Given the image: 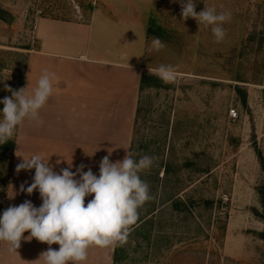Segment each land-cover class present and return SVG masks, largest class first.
Wrapping results in <instances>:
<instances>
[{"label":"rangeland","instance_id":"rangeland-1","mask_svg":"<svg viewBox=\"0 0 264 264\" xmlns=\"http://www.w3.org/2000/svg\"><path fill=\"white\" fill-rule=\"evenodd\" d=\"M93 1L0 0V100L11 96L5 85L19 90L24 82L35 19L84 20ZM196 3L197 12L207 6L231 13L222 42L210 27L183 20L179 3L154 2L146 63L153 70L173 66L176 79H158L140 92L134 157L154 160L141 173L152 199L138 209V218L148 219L130 227L112 264H264V221L257 215L264 185V0ZM154 38L165 47L150 51ZM230 108L238 111L234 120ZM20 135L17 126L11 159L0 151V215ZM1 251L5 264L3 242Z\"/></svg>","mask_w":264,"mask_h":264},{"label":"crops","instance_id":"crops-1","mask_svg":"<svg viewBox=\"0 0 264 264\" xmlns=\"http://www.w3.org/2000/svg\"><path fill=\"white\" fill-rule=\"evenodd\" d=\"M155 0H94L87 19L38 16L33 23L36 47L28 51L23 88L31 93L41 74L55 73L54 91L39 121L20 126L21 154L15 155L6 193V209L30 200L42 204L38 190L21 192L33 182L35 169L16 173L23 158L41 155L60 172L84 164L99 175V164L121 161L129 152L146 63L149 23ZM23 157V158H22ZM79 177H77L78 179ZM92 196L85 198V205ZM30 233L25 232L27 237ZM5 264H42L49 247L22 239L18 253L5 244ZM51 247L59 249L58 244ZM114 246H90L83 264H112ZM3 255L1 251L0 264Z\"/></svg>","mask_w":264,"mask_h":264},{"label":"clouds","instance_id":"clouds-1","mask_svg":"<svg viewBox=\"0 0 264 264\" xmlns=\"http://www.w3.org/2000/svg\"><path fill=\"white\" fill-rule=\"evenodd\" d=\"M181 5L183 20L195 19L198 26L211 28L216 43L226 36L223 24L231 20L230 12H217L215 7L196 11V0H173ZM165 47L159 38H154L151 50ZM150 75H156L163 83H173L176 70L171 65L149 68ZM55 73L45 70L31 93L24 88L13 90L5 85L11 96L4 97L0 104V144L11 140L17 126L25 120L39 121L40 110L53 95ZM111 152L102 158L97 176L81 164L76 171L63 168L54 171L41 155L33 154L23 158L16 166V173L35 169L33 182L20 191L31 195L38 190L42 204L33 205L25 200L18 206H9L0 215V242L7 245L9 253H18L21 240L35 238L49 245L40 254L42 264H83L90 246L108 247L117 243L123 245L129 236L130 227L138 220V209L152 199L149 184L141 179V173L153 166V158L147 155L139 160L126 153L121 161L111 162ZM77 177H79L77 179ZM93 198L85 205V198ZM30 234L25 237V232ZM58 244L59 249L51 247Z\"/></svg>","mask_w":264,"mask_h":264},{"label":"trees","instance_id":"trees-1","mask_svg":"<svg viewBox=\"0 0 264 264\" xmlns=\"http://www.w3.org/2000/svg\"><path fill=\"white\" fill-rule=\"evenodd\" d=\"M92 8V7H90ZM158 77L156 75H150V74H146V73H143L141 74V78H140V92L148 87V86H157V82H158ZM160 80V79H159ZM23 88V83H21V87L20 89ZM237 90L240 91L237 87ZM244 93L242 94V99H241V102L243 104L246 103L245 101V97H244ZM139 113H140V98H139V105L137 107V111H136V114H135V119H134V126H133V134H132V139H131V143H130V148H129V153L130 154H133L134 155V138H135V135H136V125H137V120H138V116H139ZM13 149H14V140L11 139L9 140L7 143L5 144H0V151H1V155L3 157H6L7 155L10 156V159L12 158V153H13ZM135 158V157H134ZM262 164V168H264V162L261 163ZM142 179V177H141ZM259 199H260V204H261V212L259 213L258 212V216L259 218L264 221V185L260 186L259 188ZM175 205H177V202L174 203ZM145 218V219H144ZM139 217L137 222H144L146 221L148 218L145 217ZM259 237L264 240V231L260 232L259 234ZM120 250V247H119V244L117 243L116 245H114V248H113V252H112V261H115L116 259H118V252Z\"/></svg>","mask_w":264,"mask_h":264},{"label":"built area","instance_id":"built-area-1","mask_svg":"<svg viewBox=\"0 0 264 264\" xmlns=\"http://www.w3.org/2000/svg\"><path fill=\"white\" fill-rule=\"evenodd\" d=\"M228 115H229V118L234 120L238 116V111L236 110V108H230L228 111Z\"/></svg>","mask_w":264,"mask_h":264},{"label":"bare ground","instance_id":"bare-ground-1","mask_svg":"<svg viewBox=\"0 0 264 264\" xmlns=\"http://www.w3.org/2000/svg\"><path fill=\"white\" fill-rule=\"evenodd\" d=\"M2 263V262H1Z\"/></svg>","mask_w":264,"mask_h":264}]
</instances>
